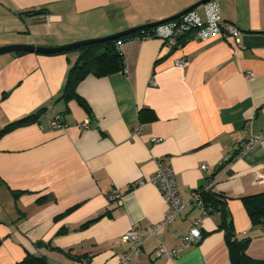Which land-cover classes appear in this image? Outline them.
Instances as JSON below:
<instances>
[{"label": "crops", "instance_id": "0c3cea01", "mask_svg": "<svg viewBox=\"0 0 264 264\" xmlns=\"http://www.w3.org/2000/svg\"><path fill=\"white\" fill-rule=\"evenodd\" d=\"M200 1L0 0V47L103 38ZM218 2L224 22L244 32L239 44L190 37L170 52L162 39L120 43L125 72L80 82L85 106L63 98L77 50L0 57V131L43 111L0 138V264L28 256L48 264H231L222 212L204 214L191 203L192 192L210 181V192L227 201L237 238L249 240L247 255L264 260V229L252 224L243 202L264 193V0ZM39 12L46 16L33 18ZM196 12L205 20L203 6ZM179 59L189 65L176 66ZM58 115L65 130L50 127ZM251 136L260 143L241 154ZM157 161L173 169L187 204L160 231L163 245L173 251L196 221L202 239L171 260L156 256L159 242L150 238L123 263L130 249L123 235L157 225L169 212L158 186H137L157 172ZM114 190L120 205L109 202Z\"/></svg>", "mask_w": 264, "mask_h": 264}, {"label": "built area", "instance_id": "2783aa9c", "mask_svg": "<svg viewBox=\"0 0 264 264\" xmlns=\"http://www.w3.org/2000/svg\"><path fill=\"white\" fill-rule=\"evenodd\" d=\"M205 11V20H202L199 14L192 11L181 18L165 23L152 28V32L146 34V31L142 32L143 38L147 39H162L166 43L167 49L172 52L173 50H180L183 48V43L187 38H194L201 42H209L215 39L232 38L236 43L241 42V38L244 32L234 24L225 23L220 9L218 0H211L203 5ZM176 66L186 68L189 63L183 59H179L175 63ZM254 74H247L248 78L253 77ZM152 85H156L155 81L151 82ZM83 124V126H86ZM50 127L53 130H65L66 124L60 115L56 116L50 122ZM141 128L137 127L134 130V135H140ZM154 143H160V139H154ZM260 143V139L257 137H250L241 148V154H245L253 150ZM230 157H227V161ZM157 172L148 179L142 180L137 183L138 187L145 186L146 184H154L160 189L163 198L168 203L169 212L165 219L157 224L145 228L144 230L134 228L127 232L122 237V241L130 245V249L123 255L122 262L127 263L139 255L142 251L144 243L147 239L154 238L159 242V248L156 253L157 257L167 255L171 260H175L180 256V251L193 243H199L202 239V235L199 232L197 226L199 221H196L191 226L189 232L184 236H178L179 244L173 251H168L162 243L160 231L164 226L171 224L177 220L178 217L186 209L187 204L184 201L182 193L179 191L176 183V177L173 169L164 165L161 161H157ZM207 166H202V170H206ZM215 185V181H210L203 188L192 192L191 203L196 207L203 210L204 214H208L209 211L203 202V192H209ZM109 202L113 205H120L122 203V195L118 190H114L109 195ZM80 264H89L88 259H82Z\"/></svg>", "mask_w": 264, "mask_h": 264}, {"label": "trees", "instance_id": "16d2710c", "mask_svg": "<svg viewBox=\"0 0 264 264\" xmlns=\"http://www.w3.org/2000/svg\"><path fill=\"white\" fill-rule=\"evenodd\" d=\"M143 31L149 34L152 32V28L139 30L136 33L117 40L105 41L78 49L77 51L80 53L79 59L70 70L63 98L66 101L76 100L85 106L76 93L79 83L89 76L104 78L116 73H124L126 70L125 61L118 45L132 39H142ZM42 112L27 116L4 127L0 131V138L15 128L36 122ZM232 161L231 159L230 162ZM202 198L209 213L215 211L222 212L223 218L220 229L225 232L229 245L231 264H264V260H255L247 255L246 248L249 240H239L237 238L226 209L227 201L210 191L203 192ZM243 202L252 224L264 229V193L245 197ZM19 264H48V261L44 257L28 256Z\"/></svg>", "mask_w": 264, "mask_h": 264}, {"label": "water", "instance_id": "95a60500", "mask_svg": "<svg viewBox=\"0 0 264 264\" xmlns=\"http://www.w3.org/2000/svg\"><path fill=\"white\" fill-rule=\"evenodd\" d=\"M209 1H211V0H202V1L198 2L197 4L191 6L190 8L186 9L185 11H183V12H181V13H179V14H177V15L169 18V19L159 21L156 23H151V24L135 27L132 29H128L126 31H123V32H120V33H117L114 35H110L107 37H103V38L79 41V42L72 43V44L65 45V46H61V47H40V46H35V45H10V46L0 47V57L4 56V55L16 54V53H32V54L53 55V54H59V53L70 52L73 50H78L81 47H85V46H89V45H93V44H97V43H101V42H105V41L117 40L121 37L129 36L133 33H136L137 31L142 30V29L154 28L156 26L175 21V20L181 18L182 16H184V15H186L192 11L199 9L200 7H202L204 4L208 3ZM45 16H46V13L39 12V13H36L33 16V18H41V17H45Z\"/></svg>", "mask_w": 264, "mask_h": 264}, {"label": "rangeland", "instance_id": "374dc122", "mask_svg": "<svg viewBox=\"0 0 264 264\" xmlns=\"http://www.w3.org/2000/svg\"><path fill=\"white\" fill-rule=\"evenodd\" d=\"M96 39H98V38H96ZM74 53V52H73Z\"/></svg>", "mask_w": 264, "mask_h": 264}]
</instances>
